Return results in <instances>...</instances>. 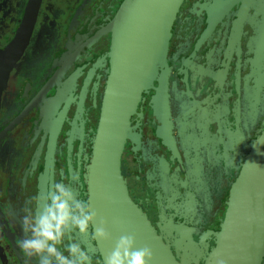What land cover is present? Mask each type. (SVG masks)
<instances>
[{
	"label": "flooded vegetation",
	"instance_id": "flooded-vegetation-1",
	"mask_svg": "<svg viewBox=\"0 0 264 264\" xmlns=\"http://www.w3.org/2000/svg\"><path fill=\"white\" fill-rule=\"evenodd\" d=\"M123 1L0 0V264H39L19 247L23 217L53 181L89 204L112 22ZM166 64L168 138L153 88L130 121L120 172L156 228H189L201 247L219 230L230 188L264 131V0H182ZM72 239L103 264L95 239Z\"/></svg>",
	"mask_w": 264,
	"mask_h": 264
},
{
	"label": "water",
	"instance_id": "water-1",
	"mask_svg": "<svg viewBox=\"0 0 264 264\" xmlns=\"http://www.w3.org/2000/svg\"><path fill=\"white\" fill-rule=\"evenodd\" d=\"M181 2L124 0L112 22L110 74L87 177L88 201L96 213L94 223L99 227L103 220L111 239L96 242L102 258L119 236L131 234L136 247L152 249L149 264H262L264 131L230 188L219 230L212 232L211 242L201 243L199 249L189 228L171 222L167 224L171 228H156L132 201L120 172L124 143L136 127H130V121L153 88V106L162 120L161 136L168 138L166 53ZM32 21L33 14L27 18L20 38L27 37Z\"/></svg>",
	"mask_w": 264,
	"mask_h": 264
},
{
	"label": "clouds",
	"instance_id": "clouds-1",
	"mask_svg": "<svg viewBox=\"0 0 264 264\" xmlns=\"http://www.w3.org/2000/svg\"><path fill=\"white\" fill-rule=\"evenodd\" d=\"M96 213L68 184L53 181L36 207L23 217L27 235L19 242L27 257L38 258L39 264H92V256L73 240V234L98 241L111 239L105 222L96 226ZM153 258L148 246L136 247L135 237L121 235L104 254L103 264H149Z\"/></svg>",
	"mask_w": 264,
	"mask_h": 264
},
{
	"label": "rangeland",
	"instance_id": "rangeland-1",
	"mask_svg": "<svg viewBox=\"0 0 264 264\" xmlns=\"http://www.w3.org/2000/svg\"><path fill=\"white\" fill-rule=\"evenodd\" d=\"M197 249H199V247L197 248ZM197 250H195V253L197 254L198 252H196ZM263 264H264V260H263Z\"/></svg>",
	"mask_w": 264,
	"mask_h": 264
}]
</instances>
